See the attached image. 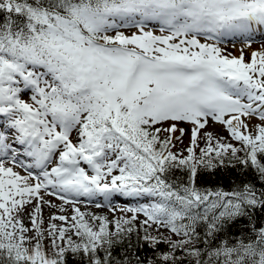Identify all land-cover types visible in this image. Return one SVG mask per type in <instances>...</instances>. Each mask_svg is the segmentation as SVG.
Here are the masks:
<instances>
[{"label": "snow or ice", "instance_id": "obj_1", "mask_svg": "<svg viewBox=\"0 0 264 264\" xmlns=\"http://www.w3.org/2000/svg\"><path fill=\"white\" fill-rule=\"evenodd\" d=\"M258 32L264 0H0V264H264V46L207 42Z\"/></svg>", "mask_w": 264, "mask_h": 264}, {"label": "rangeland", "instance_id": "obj_2", "mask_svg": "<svg viewBox=\"0 0 264 264\" xmlns=\"http://www.w3.org/2000/svg\"><path fill=\"white\" fill-rule=\"evenodd\" d=\"M146 27H147L148 30H153L157 34H160L158 25H156L154 23H150ZM121 30L125 31L126 34H131V32L136 31L135 28H124V29H121ZM199 38L201 39L202 42H205V37L201 36ZM256 41L260 43L259 46H261V47L264 46V33L256 34L250 47H245V43H244V38L243 37H228V38H226L225 42H222V41L221 42H222V44H225V45H223L224 47H226V46L228 47V48H226V54L230 53L231 55L239 56L240 55V50L243 49L244 50L245 60L248 61V60H250L251 52L254 51V50H259L261 48V47L257 48V47H255L253 45V44L256 43ZM207 42L213 43V40H209ZM261 43H262V45H261ZM23 98L24 99H28V96L25 95ZM252 123H254V124L255 123H259V120L258 119H254L252 121ZM181 127H189V126L188 125H181ZM206 130L213 132L214 135L223 136L225 138L229 137V133L226 131L225 126L221 125V124H218V123H213V122L210 121ZM176 135H179V133H177ZM188 143H189L188 137L185 136L184 141H183V145L178 144V149L179 148H183L184 146L188 145ZM233 143H236L238 145V142L233 141ZM17 170L20 171L21 173H24V174L26 173L23 169H17ZM53 198L56 199L55 197H53ZM56 201H58V200L56 199ZM86 204H87V202H81L80 207H81L82 211L95 212L98 215H111L110 212H109L108 206L107 207L97 208L96 205L95 206L93 205L94 207L91 208V207H88V206H92V205H86ZM112 205L113 206H118V203L114 202ZM68 211L70 213L71 209L68 208ZM43 216H44V221H45L44 226L47 227V223H48V219H49V211H45L43 213ZM25 223H28V221L26 219H25Z\"/></svg>", "mask_w": 264, "mask_h": 264}, {"label": "bare ground", "instance_id": "obj_3", "mask_svg": "<svg viewBox=\"0 0 264 264\" xmlns=\"http://www.w3.org/2000/svg\"><path fill=\"white\" fill-rule=\"evenodd\" d=\"M260 32H258L257 34H259ZM261 37V36H260ZM260 39V38H259ZM225 42L226 41V38H221L220 40H218V41H216V40H213V43H218V45L222 48V49H224L225 50V53H226V48H228L227 46L226 47H224L223 45H225V44H222V42ZM263 43V42H262ZM262 43H261V45H262ZM259 42H257L256 41V43L255 44H253L255 47H261V46H259ZM26 174V173H25ZM24 173H21V175H25ZM52 200H53V202L54 203H57V204H59L60 203V201L58 200V201H56V199H54L53 197H52ZM82 202H87L86 200H82ZM114 202H117L118 203V206H122V205H124V204H129V203H134V202H132V201H129V200H126V199H124V198H116V199H114L113 201H112V204L114 203ZM97 203H100V204H102L103 206L102 207H107V205H105L104 204V201L102 200V198H97L96 200H94L93 202H91V203H88L87 202V204L86 205H92V206H88V207H94ZM94 205V206H93ZM66 208L68 207V206H65ZM106 209V208H105ZM88 210V209H87ZM45 211H49L48 209H47V207H45V209H44V212ZM27 220V219H26Z\"/></svg>", "mask_w": 264, "mask_h": 264}, {"label": "trees", "instance_id": "obj_4", "mask_svg": "<svg viewBox=\"0 0 264 264\" xmlns=\"http://www.w3.org/2000/svg\"><path fill=\"white\" fill-rule=\"evenodd\" d=\"M229 171H231V170H221L220 172L217 173V176L219 177L220 175L227 174ZM224 186L228 187L227 181L224 182Z\"/></svg>", "mask_w": 264, "mask_h": 264}]
</instances>
